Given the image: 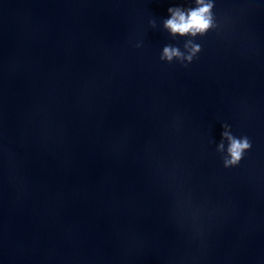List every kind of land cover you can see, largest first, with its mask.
Returning <instances> with one entry per match:
<instances>
[{"label": "water", "instance_id": "water-1", "mask_svg": "<svg viewBox=\"0 0 264 264\" xmlns=\"http://www.w3.org/2000/svg\"><path fill=\"white\" fill-rule=\"evenodd\" d=\"M173 5L0 0V264H264V0Z\"/></svg>", "mask_w": 264, "mask_h": 264}, {"label": "clouds", "instance_id": "clouds-1", "mask_svg": "<svg viewBox=\"0 0 264 264\" xmlns=\"http://www.w3.org/2000/svg\"><path fill=\"white\" fill-rule=\"evenodd\" d=\"M214 0H194V6H169L170 15L164 20V27L172 35L187 36L185 42L187 52L181 51L177 46L165 44L161 51V59L172 60L184 58L191 61L200 50V44L194 42L192 37L205 34L210 28L215 27L213 14ZM221 141L218 149L224 150L223 165L225 167L236 166L240 163L245 152L251 147L252 141L247 134H235L228 130V125H223ZM225 141L226 147H225Z\"/></svg>", "mask_w": 264, "mask_h": 264}]
</instances>
